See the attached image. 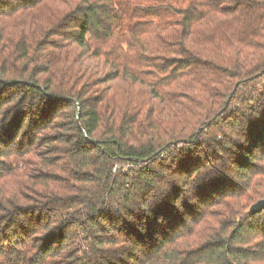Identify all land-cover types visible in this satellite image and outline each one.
Wrapping results in <instances>:
<instances>
[{
  "label": "trees",
  "instance_id": "16d2710c",
  "mask_svg": "<svg viewBox=\"0 0 264 264\" xmlns=\"http://www.w3.org/2000/svg\"><path fill=\"white\" fill-rule=\"evenodd\" d=\"M264 0H0V264H264Z\"/></svg>",
  "mask_w": 264,
  "mask_h": 264
},
{
  "label": "water",
  "instance_id": "95a60500",
  "mask_svg": "<svg viewBox=\"0 0 264 264\" xmlns=\"http://www.w3.org/2000/svg\"><path fill=\"white\" fill-rule=\"evenodd\" d=\"M264 209V199H260L250 206V211L253 213H259Z\"/></svg>",
  "mask_w": 264,
  "mask_h": 264
}]
</instances>
